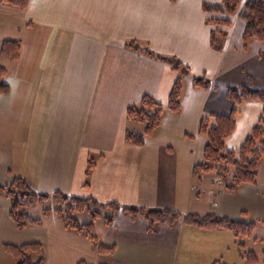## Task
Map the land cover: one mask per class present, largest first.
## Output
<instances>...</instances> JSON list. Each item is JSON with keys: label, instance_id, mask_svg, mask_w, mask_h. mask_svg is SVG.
I'll list each match as a JSON object with an SVG mask.
<instances>
[{"label": "crops", "instance_id": "crops-1", "mask_svg": "<svg viewBox=\"0 0 264 264\" xmlns=\"http://www.w3.org/2000/svg\"><path fill=\"white\" fill-rule=\"evenodd\" d=\"M219 1L29 0L24 9L0 2V44L20 41L16 61L0 57L8 87L0 92V185L21 177L35 192L182 215L214 213L253 222L251 233L237 237L183 220L150 231L144 219L114 211L108 223H94L97 242L113 247L101 254L55 215H40L35 226L45 232L50 224V232L24 240L0 193V264H14L3 244L29 241L42 244L46 259L63 264H247L246 252L253 264H264V219L256 218L264 214V178L257 182L264 158L255 182L233 190L212 171L192 173L203 162L207 141L198 131L202 118L213 123L210 117L235 109L224 147L236 149L263 113L258 100L227 97V87H264V40L245 38V23L233 14L215 49L207 19L216 14L202 4ZM146 49L179 61L178 69ZM177 78L179 107L173 111L168 97ZM193 78L206 84L195 85ZM143 95L162 110L158 126L138 145L126 140V131L143 132L145 126L128 118L127 108Z\"/></svg>", "mask_w": 264, "mask_h": 264}, {"label": "trees", "instance_id": "trees-1", "mask_svg": "<svg viewBox=\"0 0 264 264\" xmlns=\"http://www.w3.org/2000/svg\"><path fill=\"white\" fill-rule=\"evenodd\" d=\"M240 1L221 0L217 3L204 2L202 4L205 12L221 16L207 19L208 22L214 25V29L211 32V45L215 49L221 48L217 38L225 35L222 29L230 25L229 19L222 16L237 14L245 23L243 33L245 38L254 36L257 39L264 40V0H244L245 2L239 8ZM0 2L24 9L29 0H0ZM13 45L15 46V51L18 53L20 42L17 41ZM7 49L3 45L1 52L3 53ZM144 51L152 57L170 62L175 69L179 67V61L175 59L153 54L147 49ZM12 58L15 59L16 55L12 56ZM4 76L5 69L0 68V92L3 93L8 90L7 85L3 83ZM193 83L200 86L206 84L202 78H193ZM179 94L180 79L177 78L168 97V107L173 111L178 110ZM226 94L235 103L245 100H258L262 102V116L258 124L251 128L249 134L236 149L224 147V139L234 127L233 115L235 109L230 114L210 117L214 120L213 123H210L209 118H202L199 121L198 131L207 135V141L203 149V162L195 165L192 173L199 175L200 173L213 170L218 178L227 181V189L233 190L241 183L255 182L258 175V163L264 158V87L231 86L227 87ZM161 110L162 105L148 95L141 97L139 105L128 107L127 117L143 123L145 127L143 132L127 130L125 135L126 140L133 144H144L147 135L152 133L158 126ZM92 166V160H89L86 170L87 176ZM87 184L88 182L85 183V185ZM0 193L9 201L8 214L16 228L22 229L30 225H40L41 218H35L28 213V209L38 206L41 208L43 217L57 216L63 227L81 233L89 239L92 247L101 254L112 253L113 247L97 242L93 230L94 223L99 218L108 223L110 215L114 211H120L131 218L140 217L144 219L150 231H153L158 224L172 225L178 220H183L184 222L204 228H223L229 230L237 237H242L250 234L254 225L253 222L231 219L214 213L204 215L188 213L182 215L178 211L168 208H146L123 205L116 202L102 203L92 196L79 197L65 195L60 192L51 194L35 192L21 177H14L10 183L0 185ZM47 202H52L54 207L46 206ZM41 250L42 244L39 242L22 244L5 243L2 245V251L12 256L14 264H43L44 258L41 255ZM244 256L247 264L255 263L252 253L246 252ZM77 264L88 263L81 260Z\"/></svg>", "mask_w": 264, "mask_h": 264}, {"label": "rangeland", "instance_id": "rangeland-1", "mask_svg": "<svg viewBox=\"0 0 264 264\" xmlns=\"http://www.w3.org/2000/svg\"><path fill=\"white\" fill-rule=\"evenodd\" d=\"M244 2H245L244 0H241L238 7L240 8V6H242ZM216 16L217 17H221L219 15H214V17H216ZM222 17L223 18H226L227 17V19H229L228 16H222ZM236 28H238L237 24H235V29ZM6 41H9V42H6ZM10 41H12V42H10ZM16 42H17L16 40H14V41L13 40H4V41H2L1 44H0V57L6 58V59H8L10 61H16L19 58V55H20V48H19V51L17 53L15 51V46L13 45ZM18 42H20V41H18ZM6 43H8V44H6ZM3 45L5 46V48L6 47L8 48L7 50H5L6 53L3 52L4 54L1 52V48H2ZM14 55H16V58L15 59L12 58V56H14ZM0 68H3V67H0ZM243 118H244V116L240 117L239 118V122H241ZM237 122H238V120H237ZM212 172H214V171L212 170ZM261 176L264 178V168H263V166H262L261 171H260V176H259V178L257 180L258 183H262L263 182V180H261ZM213 202H214V200L212 201V204L215 205V203H213ZM45 205L48 206V207H54V204L52 202L51 203L50 202H47ZM28 213H29V215H31V216H33L35 218H41V219L43 218V217H40V215H42V211H41V208L40 207L30 208V209H28ZM252 214H256V213L249 212L248 213V216H251ZM256 218L264 219V214H258V215H256ZM48 223H50V222H48ZM35 226H37V225H30V226H27V227L22 228V230H19L20 231L19 232V235H20V233H22V235H24V240H32V241H35L36 238H38V236H39V238H41L40 237L41 235H43L44 233L46 234V233L50 232L51 231V228H52L50 226V224H48L45 227V232H42V228L41 229H38ZM30 238H32V239H30ZM41 255L45 258V256H46L45 249L41 250ZM83 260H85V259H83ZM57 263L58 264H63V261L61 260V258H57V257L55 259L54 258H51V259H46L45 258V260H44V264H57Z\"/></svg>", "mask_w": 264, "mask_h": 264}]
</instances>
